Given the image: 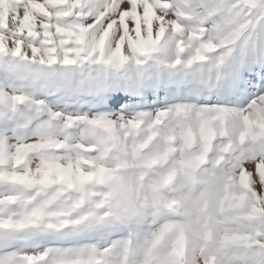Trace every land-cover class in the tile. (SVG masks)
<instances>
[{
	"label": "snow or ice",
	"instance_id": "6c2138e0",
	"mask_svg": "<svg viewBox=\"0 0 264 264\" xmlns=\"http://www.w3.org/2000/svg\"><path fill=\"white\" fill-rule=\"evenodd\" d=\"M0 264H264V0H0Z\"/></svg>",
	"mask_w": 264,
	"mask_h": 264
}]
</instances>
